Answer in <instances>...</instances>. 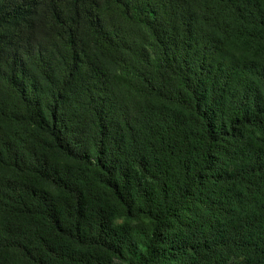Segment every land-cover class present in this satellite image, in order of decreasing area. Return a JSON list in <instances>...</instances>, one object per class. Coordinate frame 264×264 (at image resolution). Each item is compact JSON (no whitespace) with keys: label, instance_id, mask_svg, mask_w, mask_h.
I'll return each mask as SVG.
<instances>
[{"label":"trees","instance_id":"1","mask_svg":"<svg viewBox=\"0 0 264 264\" xmlns=\"http://www.w3.org/2000/svg\"><path fill=\"white\" fill-rule=\"evenodd\" d=\"M0 264H264V0H0Z\"/></svg>","mask_w":264,"mask_h":264}]
</instances>
